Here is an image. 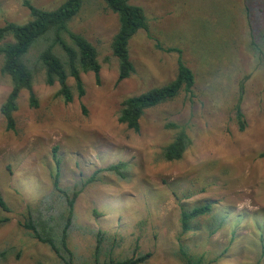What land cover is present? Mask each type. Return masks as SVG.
<instances>
[{
  "label": "rangeland",
  "instance_id": "374dc122",
  "mask_svg": "<svg viewBox=\"0 0 264 264\" xmlns=\"http://www.w3.org/2000/svg\"><path fill=\"white\" fill-rule=\"evenodd\" d=\"M24 1L0 0V27L30 19ZM27 1L52 10L64 0ZM128 2L147 18V29L129 41L135 72L128 79L118 81L110 49L118 20L101 0H83L70 24L96 48L101 67L99 83L92 73L81 74L82 96L70 78L73 100L64 103L56 96L58 85L47 86L36 68L39 48L27 55L37 106L29 105L26 90L20 92L14 131L5 129L0 113V194L9 208L0 209V219L8 218L0 226V264H64L20 226L27 207L55 196L57 172L59 186L72 188L120 162L126 163L124 178L103 172L75 202L68 239L73 264H93L96 231L115 238L118 259L137 247L151 255L144 264H183V246L202 264H264V0ZM169 49L179 50L192 71L191 92L146 110L138 132L127 129L118 122L121 102L175 77L177 55ZM244 76L240 131L234 107ZM10 89L0 71V107ZM168 124L190 140L178 161L162 157L177 132ZM207 204L211 212L183 233L181 213Z\"/></svg>",
  "mask_w": 264,
  "mask_h": 264
},
{
  "label": "trees",
  "instance_id": "16d2710c",
  "mask_svg": "<svg viewBox=\"0 0 264 264\" xmlns=\"http://www.w3.org/2000/svg\"><path fill=\"white\" fill-rule=\"evenodd\" d=\"M105 8L117 16L118 30L112 38L110 49L117 61L118 81L128 79L135 72L130 61L129 41L141 30L147 29V18L138 6L128 0H101ZM23 6L28 10L30 19L17 24L5 23L0 27V56L2 65L0 71L10 79L11 89L0 107V113L5 121V129L14 131V112L17 110V99L21 91L29 93V105L37 106V101L32 92L34 69L27 63V55L34 48H39L36 59V68L44 72V82L47 86L58 85L56 93L64 103L73 100V93L68 85V79L74 81L77 94L82 96L83 86L81 74L92 73L97 83L100 81V64L96 48L81 34L70 29L71 22L78 16L83 7V0H64L52 10H43L33 6L25 0ZM255 32L254 29L251 33ZM251 47L257 52L259 48L253 41ZM177 55L175 61V77L167 84L152 88L142 94L130 96L121 102L118 122L134 132L139 131V120L143 113L151 108L173 100L181 92L190 93L194 86V75L183 63L179 50H168ZM167 51V52H168ZM248 77L244 76L239 83L238 99L235 104V117L240 131L245 128V121L241 111V102L244 95V83ZM167 129L176 130V135L171 143L164 147L162 157L165 161L180 160L187 150L190 140L185 131L174 124L165 126ZM55 154V153H54ZM56 167L60 161L56 159ZM126 163L120 162L105 169L95 171L85 181L72 188L59 186L58 172L52 177L55 196L49 195L40 199L34 206L27 207L26 215L20 226L27 231L37 242L47 245L64 264H73V253L69 248V232L74 225V205L82 191L95 182L103 173H111L124 178L123 171ZM0 209L9 212V208L0 194ZM212 210L210 204L195 207L190 211L181 213L182 232L191 230V222L199 217L206 216ZM93 216L99 218L102 214L92 211ZM8 222V218L0 219V226ZM94 238L92 253L93 264H144L150 254H139L136 247L132 256L113 258L115 238H110L106 233L96 231L91 233ZM179 258L183 264H202V257L189 253L186 247L180 246Z\"/></svg>",
  "mask_w": 264,
  "mask_h": 264
}]
</instances>
